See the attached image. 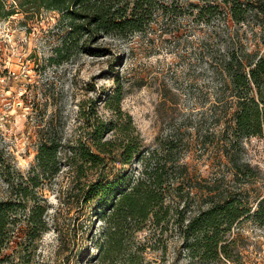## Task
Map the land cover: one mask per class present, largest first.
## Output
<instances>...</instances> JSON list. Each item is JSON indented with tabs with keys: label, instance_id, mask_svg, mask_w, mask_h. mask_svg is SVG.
<instances>
[{
	"label": "rangeland",
	"instance_id": "rangeland-1",
	"mask_svg": "<svg viewBox=\"0 0 264 264\" xmlns=\"http://www.w3.org/2000/svg\"><path fill=\"white\" fill-rule=\"evenodd\" d=\"M7 3L19 12L0 17V118L6 124L0 131V200L14 197L19 184L23 190L28 186L29 194H37L36 202L48 206V226L36 239V248L20 246L28 239L24 219L34 204L22 199L13 245L0 255V264H105L97 258L96 233L102 223H84L68 167L51 180L40 174L38 187L29 178L40 172L36 154L46 128L63 141L75 140L84 126L82 104L95 105L100 115L110 117L100 95L118 79L125 88L123 108L145 144L154 147L158 138L175 135L198 188L246 190L255 204L264 197V134L245 135L225 149L230 90L210 60L225 51L227 33L234 36L236 47L263 52L259 32L225 18L207 24L187 16L175 34L143 32L127 39L110 35L103 45L111 52L98 56L78 50L59 60L55 48L64 33L59 12L31 8L27 18L14 0ZM226 152L251 176L236 175ZM236 233L241 264H264V224L248 220ZM149 258L154 264H234L193 260L176 241L165 252H150Z\"/></svg>",
	"mask_w": 264,
	"mask_h": 264
},
{
	"label": "trees",
	"instance_id": "trees-1",
	"mask_svg": "<svg viewBox=\"0 0 264 264\" xmlns=\"http://www.w3.org/2000/svg\"><path fill=\"white\" fill-rule=\"evenodd\" d=\"M14 1L27 18L31 8L59 12V22L64 23L55 48L59 60L78 50L98 56L111 52L103 45L110 35L127 39L143 32L175 34L187 16L207 24L224 18L246 23L260 33L264 46V0ZM16 8L0 0V17L19 12ZM227 35L225 51L210 58L224 88L230 90L225 100L230 114L225 149L245 135L264 134V51L238 48L234 36ZM100 96L111 116L104 118L95 105L82 104L84 126L75 140L63 141L46 128L36 154L41 173L30 176L32 186L40 185V174L51 180L68 167L70 189L84 223L93 224L95 219L102 223L96 233L97 258L105 264H154L149 253L165 252L171 241L179 242L181 252L199 262L241 264L236 229L248 220L264 224V197L255 204L246 190L198 188L175 135L158 138L154 147L145 144L132 115L123 108L125 88L119 79ZM232 161L236 175L251 176L248 168ZM20 185L14 197L0 200V255L13 245L22 199L34 204L24 219L28 239L20 246L27 251L36 248V239L47 230L48 206L36 202L37 194H29L28 186L23 190Z\"/></svg>",
	"mask_w": 264,
	"mask_h": 264
},
{
	"label": "built area",
	"instance_id": "built-area-1",
	"mask_svg": "<svg viewBox=\"0 0 264 264\" xmlns=\"http://www.w3.org/2000/svg\"><path fill=\"white\" fill-rule=\"evenodd\" d=\"M3 119H4V117H1L0 118V131L1 130H5L6 128V124H5V122L3 121Z\"/></svg>",
	"mask_w": 264,
	"mask_h": 264
}]
</instances>
